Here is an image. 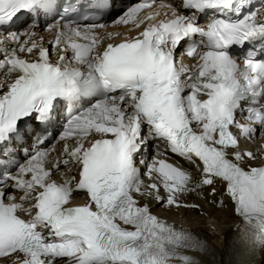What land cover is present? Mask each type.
Wrapping results in <instances>:
<instances>
[{"label": "snow or ice", "instance_id": "1", "mask_svg": "<svg viewBox=\"0 0 264 264\" xmlns=\"http://www.w3.org/2000/svg\"><path fill=\"white\" fill-rule=\"evenodd\" d=\"M116 2L0 0V264H254L264 156L240 137L264 136V0H179L163 13L144 0L112 19L131 28L109 31ZM21 14L31 19L13 30ZM161 143L198 175L160 158ZM62 166L71 177L57 183ZM205 188L240 219L228 259L141 204L199 209L184 198ZM74 192L86 202L72 206Z\"/></svg>", "mask_w": 264, "mask_h": 264}, {"label": "bare ground", "instance_id": "2", "mask_svg": "<svg viewBox=\"0 0 264 264\" xmlns=\"http://www.w3.org/2000/svg\"><path fill=\"white\" fill-rule=\"evenodd\" d=\"M41 35L50 37L47 32H42ZM255 149H258V142L255 144ZM61 154L62 146L57 151ZM65 168L62 166L61 170ZM193 175H198L197 170H191ZM219 188V185H217ZM208 189L205 188L201 194L196 196L189 195L184 198L186 202L195 203L200 205L199 209L185 210L183 208L179 210L167 211L164 208L158 206L157 212L169 221L168 223L175 225L178 229L183 228L190 230L192 233L198 235L202 240H206L209 249L210 257H214L215 260L220 261L222 259H228L225 255L226 248L232 242L234 236V227L239 221V217L233 215L231 202L220 196L221 200H225L226 207L220 208L217 204L213 206L209 202V199L204 197L207 195ZM153 204V202H151ZM215 229L213 232L211 229ZM189 255L198 257L199 259H209L201 253L189 252ZM254 264H261L264 257L257 254L254 258Z\"/></svg>", "mask_w": 264, "mask_h": 264}, {"label": "rangeland", "instance_id": "3", "mask_svg": "<svg viewBox=\"0 0 264 264\" xmlns=\"http://www.w3.org/2000/svg\"><path fill=\"white\" fill-rule=\"evenodd\" d=\"M261 264H264V260L262 261V263Z\"/></svg>", "mask_w": 264, "mask_h": 264}]
</instances>
